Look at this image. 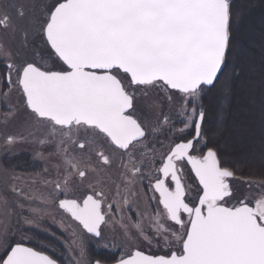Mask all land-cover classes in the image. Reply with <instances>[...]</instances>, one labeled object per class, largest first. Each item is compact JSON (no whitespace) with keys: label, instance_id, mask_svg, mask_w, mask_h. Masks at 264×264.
Here are the masks:
<instances>
[{"label":"snow or ice","instance_id":"1","mask_svg":"<svg viewBox=\"0 0 264 264\" xmlns=\"http://www.w3.org/2000/svg\"><path fill=\"white\" fill-rule=\"evenodd\" d=\"M241 16L235 0L0 8V36L21 35L18 45L0 39V119L15 120L21 104L27 113V135L3 144L39 132L58 161L54 176L44 170L38 205L12 187L20 211L15 225L0 216V264H59L44 250L55 249L29 234L57 214L73 238L71 264H85V236L113 253L87 264H264V179L239 178L221 158L205 103L214 95L220 115L230 106ZM110 225L119 240L105 236Z\"/></svg>","mask_w":264,"mask_h":264},{"label":"rangeland","instance_id":"2","mask_svg":"<svg viewBox=\"0 0 264 264\" xmlns=\"http://www.w3.org/2000/svg\"><path fill=\"white\" fill-rule=\"evenodd\" d=\"M237 1L242 4V16L238 19V23L241 22L237 23L241 26L236 25L234 32L239 45L236 52L237 57L233 63L240 71V76L236 82L230 106L226 108L223 115L218 112L216 119L209 118V128L212 130L210 133L211 139L219 149L221 158L236 167L237 176L239 178L260 180L264 179V0ZM9 2L10 0H0V8H6ZM249 7H251L250 10ZM242 21L244 22L242 23ZM20 38L15 43L16 45L19 44ZM6 39L8 42L13 43L11 34L6 36ZM4 41L6 42V40ZM12 102L19 104L16 95H13ZM237 107L241 110L239 114L236 113ZM5 111V106L0 104V115ZM26 117L27 113L21 104L19 114L15 120L5 123L0 119V154L3 159L5 158L2 166L0 165L2 167H0V216L8 218L13 225L16 224L17 216L15 213L20 211L17 205L21 200L16 193L11 191L12 187L16 185L26 190L28 194L37 198L35 203L38 205L40 203L38 197L46 191L45 186L41 183L45 177L44 170L48 169L54 176L58 164L55 158L49 156L52 149L37 142L44 138L39 132H34L33 138L18 142L14 146L8 148L4 146L3 139L9 134L27 135L23 124ZM240 122H244L243 124L249 123L252 126H250V129L244 127L245 125L241 127ZM233 129L239 136L241 134L243 137L239 138L237 135L236 138L231 139ZM258 135L263 139V147L261 148L258 145L259 148H256L255 146L258 152L255 153L254 150L247 147V144L258 142V139L255 138ZM161 139H164V137L161 136ZM27 154H31L28 161L25 159L14 162L16 158ZM11 158L12 160L15 159L12 161ZM52 176L47 178L50 179ZM112 178H116L114 169L112 170ZM233 183L238 192L243 191L246 187L241 184L240 179L233 181ZM24 203L27 205L28 202L24 201ZM24 214L27 215V212ZM60 219L61 217L57 214L55 222L51 218L41 221L38 228L47 231L31 228L29 234L35 233L42 241L55 249V252L52 253L49 248H45V252L53 254L62 264H71L68 249L73 238L70 231L61 227ZM28 227L27 225L24 226L26 230ZM110 228L111 230H109ZM113 235L119 240V225L115 227L110 225L109 228H105V236L109 240ZM91 240L85 236L87 250L85 264L88 260H92L88 254L91 248L97 247L98 251L113 255L112 252L99 248ZM71 256L76 258L75 253H71Z\"/></svg>","mask_w":264,"mask_h":264},{"label":"trees","instance_id":"3","mask_svg":"<svg viewBox=\"0 0 264 264\" xmlns=\"http://www.w3.org/2000/svg\"><path fill=\"white\" fill-rule=\"evenodd\" d=\"M235 1H237V0H235ZM252 6V5H251ZM235 7L237 8V9H241L242 10V4L240 3V2H235ZM251 9V7H249V10ZM241 22V21H240ZM239 22V23H240ZM244 21H242V23H243ZM238 23V24H239ZM237 24V25H238ZM238 26H241V24L240 25H238ZM242 27H243V24H242ZM260 30V29H259ZM257 33V32H256ZM13 38V37H12ZM19 38H20V34L19 33H17L16 35H15V38H13V43L15 44L16 42H17V40H19ZM0 39H3V40H6V42H8L7 41V39H6V36H0ZM21 39V38H20ZM237 40H238V38L236 37V36H234V38H233V46H232V58H233V61L234 60H236V55H237V50H238V45H239V43L237 42ZM249 42V41H248ZM247 42V43H248ZM236 48V49H235ZM238 72H239V76H240V71L238 70ZM205 103L208 105V108H209V112H208V117H207V119H208V121H209V118H214V119H216L217 118V116H218V110H217V103H216V100H215V97H214V95H212V96H209V97H207L206 98V100H205ZM246 107V106H245ZM240 108H236V113H240ZM244 122H240V124H241V127H243V125H245L244 127H248V129H250V126H252L251 124H249V123H246V124H243ZM208 127H209V124H208ZM237 135H238V133H236L235 132V130L233 129L232 130V132H231V139L233 138H236L237 137ZM239 136V135H238ZM241 137H243V136H241V134H240V136H239V138H241ZM255 138L256 139H258V142H253L254 144H252V142L250 141V139H249V141L251 142L250 144H247V147L248 148H250V149H252V150H254L255 151V153H258L257 151H256V148H259V146L262 148L263 147V139L260 137V135H258V136H255ZM249 141H246V142H249ZM259 145V146H258ZM255 146H256V148H255ZM249 149V150H250ZM31 158V154H27V155H23V156H21L20 158H14L15 160H14V162H17V161H22V160H25L26 159V161H28L29 159ZM39 163V162H38ZM33 164H34V162H33ZM88 239H90V238H88ZM91 241H93L95 244H97V242L96 241H94V239H92ZM102 251H104V250H102ZM46 254H50L49 252H46ZM88 254L90 255V258L93 260V259H95V260H102V261H104V260H109L113 255H111V254H107V253H102V252H100V251H98L97 250V247H95L94 249H90L89 251H88ZM57 260L59 261V263L60 264H62V262L57 258Z\"/></svg>","mask_w":264,"mask_h":264},{"label":"flooded vegetation","instance_id":"4","mask_svg":"<svg viewBox=\"0 0 264 264\" xmlns=\"http://www.w3.org/2000/svg\"><path fill=\"white\" fill-rule=\"evenodd\" d=\"M1 159H2V160H1ZM4 159H5V158H4ZM4 159H3V157H2L1 154H0V165H1V166H2V162H3ZM11 159H12V158H11ZM1 166H0V167H1ZM1 168H2V167H1ZM114 170H115V169H114Z\"/></svg>","mask_w":264,"mask_h":264}]
</instances>
